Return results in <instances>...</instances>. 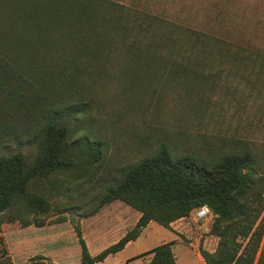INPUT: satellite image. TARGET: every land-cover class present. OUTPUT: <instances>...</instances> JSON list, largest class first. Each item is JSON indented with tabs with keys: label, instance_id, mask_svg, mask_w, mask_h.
<instances>
[{
	"label": "rangeland",
	"instance_id": "374dc122",
	"mask_svg": "<svg viewBox=\"0 0 264 264\" xmlns=\"http://www.w3.org/2000/svg\"><path fill=\"white\" fill-rule=\"evenodd\" d=\"M4 1L8 6L0 9L1 22L12 18L8 14L17 0ZM21 1L43 4L38 12L46 10L45 15L51 11L47 7L49 0ZM104 1H113L125 10L131 28L128 33L103 29L102 16L96 25L77 31L78 23L68 27L67 23L80 10L65 9L41 25L35 46L19 51L18 58L8 55L11 59H6L9 64L14 63L12 59L17 61L10 71L23 83L25 79L33 82L28 78L31 73L42 74L44 80L33 83L34 92L25 89L33 100L35 113L40 107L51 103L58 106L63 101L89 105L85 115L73 124V140L88 136L100 141L102 156L85 180L74 182L67 194L55 201L54 215L43 226L24 227L18 222L2 225L0 264H25L39 257L49 264H79L81 246L74 231L76 224L80 225L93 256L117 243L136 226L140 212L115 201L96 215H88L99 204L106 186L122 183L129 167L166 149L173 156L200 158L211 163L213 169L227 153L242 149L254 152L257 163L252 186L254 183L255 186L238 198L247 207L246 215L222 223L211 211L208 219L197 221L196 210L174 222L172 229L152 222L136 241L101 264H146L153 256L149 251L164 244L172 247L178 264H202L205 262L202 252L217 251L222 239L220 233L228 230L239 234L256 221L257 234L248 238L239 236L230 245V256L247 261L254 242L264 232V192L260 184L264 177V94L253 90L243 78H234L229 66L205 61L191 63L204 47L199 46L193 55L189 53L196 41V37L192 38L194 34L264 52V0ZM18 13L17 18L25 20L26 12ZM84 14L76 18L82 20ZM142 23H147V28L152 24L157 32L172 33L181 47H185V54L188 53L184 61L177 55L166 59V49L158 52L156 58H147L144 45L152 36H149L151 31L149 34L147 29L140 30ZM107 35L112 37V44L106 47V55L101 54L98 60L88 58V52L99 49ZM189 56L192 59H186ZM81 60H85L82 65ZM79 68L94 74L87 85L90 96L71 90L65 92ZM82 77L78 79L81 81ZM8 91L5 88L0 93V129L19 125L33 115L25 99L16 104ZM250 93L252 98L247 100L244 94ZM28 141L27 137L5 141L0 154L21 150L33 159L37 149ZM72 208L80 210L60 214ZM59 218L66 221L58 222ZM262 245L264 248V239Z\"/></svg>",
	"mask_w": 264,
	"mask_h": 264
},
{
	"label": "trees",
	"instance_id": "16d2710c",
	"mask_svg": "<svg viewBox=\"0 0 264 264\" xmlns=\"http://www.w3.org/2000/svg\"><path fill=\"white\" fill-rule=\"evenodd\" d=\"M58 2H60L58 6L54 7V4ZM49 3L47 7L51 11L45 15L46 10L38 12L43 4L22 3L21 0H17L8 14L12 18L7 19L8 21H0L2 37L0 39V93L5 92V88H9V96L15 97L16 104L25 99L28 103V111H33L31 113L33 115L19 125H9L0 129V146L5 141L27 137L29 144L35 145L37 149L33 159H29L21 150L9 155L0 154V233L4 223L18 222L24 227L43 226L46 220L54 215L55 201L64 197L69 191V186L74 182L85 180L102 156L100 141L88 136L73 140L75 132L73 124H77L79 118L85 115L89 105L84 102L63 101L58 106L51 103L49 106L40 107L41 109L35 113L36 108L34 109L29 93L35 90L33 83L44 80H41L42 74L31 73L28 78L33 80L32 83L27 79H25L26 83L21 82L19 76L10 71L13 69L11 65L16 64L17 61L12 59L14 63L9 64L6 59L11 57L8 55H15L18 58L19 51L29 50L31 46H35L37 30L41 29V25L51 17L64 13L65 9L80 10L67 23V27L76 26L78 23L80 26L78 25L77 31L80 28L87 30L96 25V21L101 16L103 29L110 31L114 28L116 32L124 30V33L131 30L127 23V13L113 1L49 0ZM7 6L5 1L0 2V9L1 7L6 9ZM18 11L26 12L25 20L21 21L17 18ZM82 13H85L82 20L76 18ZM36 14L38 16L33 18ZM139 28L142 32L147 29L149 34L151 31L149 35L152 36L151 40L146 42L143 50L147 58H156L158 52L166 49L168 52L165 55L166 59L177 55V58L179 56L184 61L188 53L185 54V47H181L172 33L157 32L152 24L147 28V23H142ZM139 28H137L138 33ZM191 35L192 33L189 36ZM22 36L25 38L23 39ZM194 37L196 41L189 55L197 53L199 46L204 48L191 63L205 61L222 67L229 66L234 78H243L253 90L264 94V52L238 46L209 35L194 34L192 38ZM111 40L112 37L107 35L101 41L99 49L88 52V58L98 60L101 54L105 56L106 47L112 44ZM186 59L192 58L189 56ZM84 61L81 60L79 64L82 65ZM74 72L71 78L69 77L70 85L67 90L65 87V92L71 90L79 95L90 96L87 85L94 79V74L88 69L83 71L82 68L81 71L79 68ZM81 76L83 77L80 81L78 78ZM98 78H101L100 74ZM85 81H88V84ZM245 94L247 100L252 98V93ZM38 98H42V95H38ZM256 163L255 154L249 149L236 150L221 156L216 169L212 168L211 163L200 158L190 155L173 156L166 149L129 167L122 183L106 186L99 196V204L88 216L96 215L100 209L115 201H122L140 212V219L123 238L96 256L91 254L81 227L76 224L74 231L81 246L79 264L104 263L109 256L116 255L136 241L150 223L156 222L164 228L172 229L174 222L189 217L194 211L204 206H207L222 223L241 219L246 215L247 207H244L238 198L255 186V183L252 186V180ZM260 184L264 192V177ZM77 210L80 209H66L60 214ZM57 220L58 222L66 221L65 218ZM255 227L256 221L251 223L245 232L228 233L226 230L220 233L219 236L222 239L215 254L202 252L205 263L264 264L262 245L264 232L254 242L252 254L247 261L238 256H230L231 243L236 242L239 236L248 238L251 234H257ZM148 254L153 256L146 264H178L169 244L157 247ZM25 264L49 263L45 258L39 257Z\"/></svg>",
	"mask_w": 264,
	"mask_h": 264
},
{
	"label": "built area",
	"instance_id": "2783aa9c",
	"mask_svg": "<svg viewBox=\"0 0 264 264\" xmlns=\"http://www.w3.org/2000/svg\"><path fill=\"white\" fill-rule=\"evenodd\" d=\"M210 212L211 210L207 206H204L196 212L195 219L197 221L202 220V219H208V215L210 214Z\"/></svg>",
	"mask_w": 264,
	"mask_h": 264
},
{
	"label": "crops",
	"instance_id": "0c3cea01",
	"mask_svg": "<svg viewBox=\"0 0 264 264\" xmlns=\"http://www.w3.org/2000/svg\"><path fill=\"white\" fill-rule=\"evenodd\" d=\"M173 226H174V223L172 224V228H173ZM150 260H151V259H150ZM202 264H206V263H205V262H204V263L202 262Z\"/></svg>",
	"mask_w": 264,
	"mask_h": 264
}]
</instances>
